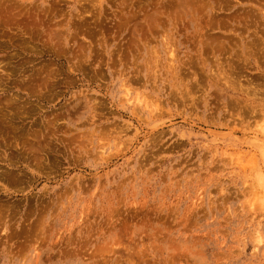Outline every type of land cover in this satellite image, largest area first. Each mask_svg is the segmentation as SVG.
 <instances>
[{"label":"rangeland","instance_id":"rangeland-1","mask_svg":"<svg viewBox=\"0 0 264 264\" xmlns=\"http://www.w3.org/2000/svg\"><path fill=\"white\" fill-rule=\"evenodd\" d=\"M263 178L264 0H0V264H264Z\"/></svg>","mask_w":264,"mask_h":264},{"label":"bare ground","instance_id":"bare-ground-1","mask_svg":"<svg viewBox=\"0 0 264 264\" xmlns=\"http://www.w3.org/2000/svg\"><path fill=\"white\" fill-rule=\"evenodd\" d=\"M6 18V17H5ZM210 18V17H209ZM3 19V18H2ZM213 19V18H212ZM224 19V18H223ZM4 21H5V19H3ZM130 20V19H129ZM125 21H127V20H125ZM124 21V22H125ZM211 21H213V20H211ZM226 21V20H225ZM7 22V20L3 23V24H5ZM215 22V21H214ZM220 23V22H219ZM2 24V23H1ZM7 24V23H6ZM9 24H11L10 22L8 23V25ZM208 24V23H207ZM211 24V23H210ZM10 26V25H9ZM207 26V25H206ZM213 26V25H212ZM215 27H216V25H215ZM171 55V54H170ZM172 56V55H171ZM219 74V73H218ZM32 137V136H31ZM34 137V136H33ZM262 149V148H261ZM264 179V178H263Z\"/></svg>","mask_w":264,"mask_h":264}]
</instances>
